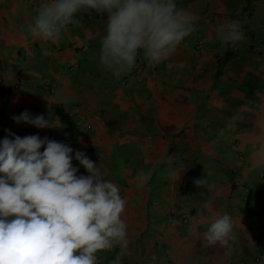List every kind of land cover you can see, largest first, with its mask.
Here are the masks:
<instances>
[{
	"label": "crops",
	"instance_id": "1",
	"mask_svg": "<svg viewBox=\"0 0 264 264\" xmlns=\"http://www.w3.org/2000/svg\"><path fill=\"white\" fill-rule=\"evenodd\" d=\"M41 3L0 0V141L38 135L67 144L77 175H88L75 159L81 151L120 187L129 239L122 264H264V170L248 143L264 105V0H176L199 17L196 32L168 60L125 81L99 65L107 13H77L52 43L28 30ZM231 20L246 36L236 48L215 33ZM71 63L77 67L68 74ZM25 110L58 127L17 123L13 117ZM236 115L243 119L233 121ZM78 120L92 128L66 142L65 130ZM149 170L150 180L137 188L134 177ZM183 213L189 223L177 219ZM223 214L232 217L236 240L209 246L204 233Z\"/></svg>",
	"mask_w": 264,
	"mask_h": 264
},
{
	"label": "clouds",
	"instance_id": "2",
	"mask_svg": "<svg viewBox=\"0 0 264 264\" xmlns=\"http://www.w3.org/2000/svg\"><path fill=\"white\" fill-rule=\"evenodd\" d=\"M89 11L107 13L99 65L117 81L130 77L141 53L149 67L168 60L196 32L199 19L176 0H42L28 30L35 39L58 43L76 14ZM215 33L228 47L246 41L238 20L219 24ZM133 83L129 79L126 87ZM255 115L248 143L255 166L264 170V105ZM13 119L37 128L58 127L27 110ZM72 153L67 144L38 135L0 141V264H102V254L117 249L110 264H122L129 246L127 201L120 187L105 179L102 169L81 151L75 152V159L88 175H77ZM177 174L167 170L169 177ZM151 175L152 170L139 172L136 187L143 189ZM195 183L207 186L206 180ZM204 239L209 246L230 247L236 240L232 217L216 216Z\"/></svg>",
	"mask_w": 264,
	"mask_h": 264
},
{
	"label": "built area",
	"instance_id": "3",
	"mask_svg": "<svg viewBox=\"0 0 264 264\" xmlns=\"http://www.w3.org/2000/svg\"><path fill=\"white\" fill-rule=\"evenodd\" d=\"M98 13L95 12V11H89V12H81V16L83 18H89V17H92L94 15H97ZM203 45H204V42L202 40H198L196 42V49L198 50H202L203 48ZM77 67V63H71L69 66H68V74L71 73L73 70H75ZM147 68V63L144 61L143 59V56H142V53L140 56H138L137 58V66L136 68L133 69V72L132 74H142L145 69ZM125 81V79L123 80ZM92 128V124H89V123H85L83 122L82 120H78L75 122V126L73 128H68L65 130L64 132V137H65V141L66 142H70L71 139L79 132H81V129L82 130H85V131H88L89 129ZM43 151V147H42V150ZM242 158V157H240ZM241 187H242V190H243V194H244V199H247L248 195H247V192H248V184L246 182H242L241 183ZM190 217L191 215L190 214H187V213H183L181 215H179V217L177 218L180 222H183V223H189L190 221ZM262 246H261V249H262V253L260 254L259 258H258V261L259 262H262L264 260V239H263V242H262ZM103 257H104V254H102Z\"/></svg>",
	"mask_w": 264,
	"mask_h": 264
}]
</instances>
